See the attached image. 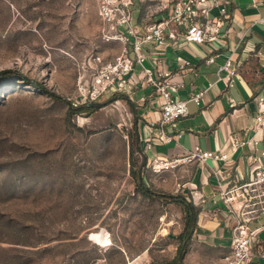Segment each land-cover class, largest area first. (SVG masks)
<instances>
[{"label": "rangeland", "instance_id": "obj_1", "mask_svg": "<svg viewBox=\"0 0 264 264\" xmlns=\"http://www.w3.org/2000/svg\"><path fill=\"white\" fill-rule=\"evenodd\" d=\"M155 1L138 6L151 19ZM101 25L95 0H0V264L177 260L184 207L149 170L153 197L137 190L128 104H78L89 58H112Z\"/></svg>", "mask_w": 264, "mask_h": 264}, {"label": "crops", "instance_id": "obj_2", "mask_svg": "<svg viewBox=\"0 0 264 264\" xmlns=\"http://www.w3.org/2000/svg\"><path fill=\"white\" fill-rule=\"evenodd\" d=\"M228 2V18L220 19L216 9L210 13L211 20H221L216 43L190 44L180 37L178 47H148L151 59L160 61V69L169 72L173 81L182 85L175 93L176 97L188 100L192 93L206 91V94L200 106L188 103V117L167 127L169 134L182 136L169 144L156 142L147 156L181 157L196 146L204 151L227 156L222 160L211 159L205 164L194 163L161 174L151 172L155 184L165 192L164 195L182 194L191 202L188 205L193 208L194 219L190 235L185 239L189 238L184 251L185 264H224V257L230 251V226L233 221L228 218L224 204L218 200L220 184H229L240 178L247 179L255 170L264 168V159L261 157L264 151V127L257 131L255 122L258 101L260 97H264V0ZM159 5H165V2L158 1L157 10ZM139 7L136 25L143 23L146 14ZM162 14L160 12L157 18ZM106 45L107 53L110 52L112 58L121 52L122 45L118 42ZM212 49L216 61L214 64H207L204 57ZM230 56H233L234 63L239 66L240 73L233 87H227L218 79L219 68ZM102 57L107 60L103 55ZM182 60L189 61L191 65L180 71ZM151 61L146 66L151 67ZM120 96L123 99L128 96L137 108L138 125L135 121L133 125L140 136L141 149L144 150L150 135L147 125L161 119V101L152 87L142 84L129 95ZM125 102L132 119L133 110L126 100ZM233 136L240 140L256 138L258 145L255 150L242 147L234 149ZM136 160L141 162V157L137 154ZM148 170L150 171L146 164L144 179ZM201 195L204 201L198 198ZM185 217L186 213L183 222L179 224V236L184 232ZM250 227L255 231V237L254 256L249 264H264L258 255L260 250H264V215L252 222ZM144 256L146 257L145 253Z\"/></svg>", "mask_w": 264, "mask_h": 264}, {"label": "built area", "instance_id": "obj_3", "mask_svg": "<svg viewBox=\"0 0 264 264\" xmlns=\"http://www.w3.org/2000/svg\"><path fill=\"white\" fill-rule=\"evenodd\" d=\"M148 1L155 0H95L97 13L102 24L99 39L103 44L118 42L121 52L111 59H104L101 54L92 55L83 69L78 85L79 106L112 99L117 95H129L140 84L152 87L161 104V119L147 125L149 138L145 142L144 153L151 151L156 142L169 144L182 135H171L167 127L175 125L188 117V103L200 106L206 91L192 93L188 100L175 96L182 86L173 81L169 72L160 69L161 62L151 59L148 47L164 49L178 47L180 37L190 44L216 43L219 39L218 25L221 18H228V0H166L159 5L157 12L163 13L159 18L151 19V14L144 16L141 25L134 24V10ZM162 2V1H161ZM213 9L219 11L218 22L211 20ZM152 60V66H146ZM205 63L214 64V50L204 57ZM189 61L182 60L180 71L190 67ZM239 66L230 56L219 68L218 79L227 87H233L239 77ZM258 115L255 118L256 130L264 127V97L258 101ZM258 140H240L232 137V147L237 149H256ZM225 154L204 151L194 147L185 155L175 158H162L158 155L148 157L147 167L154 174L174 171L194 163L205 164L211 159L222 160ZM261 157L264 159V151ZM204 201L201 195L198 197ZM218 200L232 219L231 246L224 257V264H249L254 256L253 240L255 231L250 224L264 215V168L255 170L246 178H240L229 184H220ZM258 255L264 261V250Z\"/></svg>", "mask_w": 264, "mask_h": 264}, {"label": "water", "instance_id": "obj_4", "mask_svg": "<svg viewBox=\"0 0 264 264\" xmlns=\"http://www.w3.org/2000/svg\"><path fill=\"white\" fill-rule=\"evenodd\" d=\"M124 99L129 103L130 107L132 108L135 124L138 125V111H137L136 106L134 105V103L131 101V99L128 96H125ZM109 103H110V101H108L106 103L95 102V103H91L89 105H86L84 107L92 108V109H100V108L108 105ZM135 133H136V150H137L138 155L141 157V162H140V160H138V163H137V166H138V173H137L138 182H139V184L142 186V188L145 191H147L148 193H153L149 189V187L146 185V183L144 182V179H143V170H144V168L146 167V164H147V156L143 152V150L141 149L140 136L138 134V131L136 130ZM168 196L170 198H172V199H182V200L186 201L187 204L191 203L190 200L187 197H185L184 195H182V194L168 195ZM192 209L193 208H191V210ZM188 239L184 241L182 249H181V251L179 253V264H183L184 251H185V247H186V244L188 242Z\"/></svg>", "mask_w": 264, "mask_h": 264}, {"label": "trees", "instance_id": "obj_5", "mask_svg": "<svg viewBox=\"0 0 264 264\" xmlns=\"http://www.w3.org/2000/svg\"><path fill=\"white\" fill-rule=\"evenodd\" d=\"M55 98L59 99L56 96H55ZM79 113H80V108L79 109L71 108V114L72 115L79 114ZM70 120H72V116H71ZM133 175L136 177V173L135 172H133ZM137 190L139 192H141L144 196L153 197V195L149 194L147 191H145L139 183H137ZM162 198H166L170 202L181 204L184 207L185 213H186L185 227H184V232L179 236V239L184 241L190 235L191 229L193 228V219H194V217L192 215V210H191L190 206L186 203V201H184L182 199H172L169 196L167 197L166 195H162ZM167 264H179L178 263V257H177L176 261L171 262V263H167Z\"/></svg>", "mask_w": 264, "mask_h": 264}]
</instances>
